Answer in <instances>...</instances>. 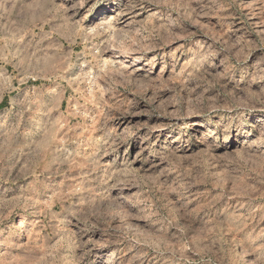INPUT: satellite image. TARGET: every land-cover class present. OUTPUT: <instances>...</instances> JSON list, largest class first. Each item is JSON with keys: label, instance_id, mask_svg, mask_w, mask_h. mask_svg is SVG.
<instances>
[{"label": "rangeland", "instance_id": "374dc122", "mask_svg": "<svg viewBox=\"0 0 264 264\" xmlns=\"http://www.w3.org/2000/svg\"><path fill=\"white\" fill-rule=\"evenodd\" d=\"M0 264H264V0H0Z\"/></svg>", "mask_w": 264, "mask_h": 264}]
</instances>
